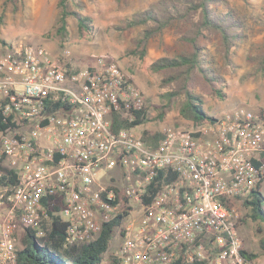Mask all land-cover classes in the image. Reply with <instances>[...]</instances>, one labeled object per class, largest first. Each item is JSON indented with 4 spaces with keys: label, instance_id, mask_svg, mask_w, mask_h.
Returning a JSON list of instances; mask_svg holds the SVG:
<instances>
[{
    "label": "built area",
    "instance_id": "built-area-1",
    "mask_svg": "<svg viewBox=\"0 0 264 264\" xmlns=\"http://www.w3.org/2000/svg\"><path fill=\"white\" fill-rule=\"evenodd\" d=\"M144 104L105 57L82 67L26 37L0 44V179L17 178L0 186V264H17L19 230L46 234L58 196L68 248L95 242L131 207L118 264H255L229 204L264 197V116L238 107L203 125L164 126L147 143L140 125H114L115 115L134 123Z\"/></svg>",
    "mask_w": 264,
    "mask_h": 264
},
{
    "label": "rangeland",
    "instance_id": "rangeland-1",
    "mask_svg": "<svg viewBox=\"0 0 264 264\" xmlns=\"http://www.w3.org/2000/svg\"><path fill=\"white\" fill-rule=\"evenodd\" d=\"M158 1L76 0L79 11L91 20L90 30L81 34L78 21L72 18L69 21V38L60 42L55 35L59 0H0V44L2 40L11 45L18 38L26 37L34 45L46 47L55 56H61L65 50L69 51L77 65L82 67L103 57L117 62L125 76L145 96V121L135 129L136 133L144 135L148 131L149 135H159L164 126L190 128L195 125L180 115L179 106L164 119H159V111L165 104L162 98L165 90L160 88L163 76L151 71L154 61L184 47L180 36L188 27L176 25L166 30L162 36L151 40L144 59L130 54L136 49L142 28L122 30L127 19ZM224 4L218 9L224 11L228 7L235 10L246 25V37L234 49L232 67L228 68L220 53L219 38L209 36L201 41L209 58L223 73L225 97L220 99L212 95L201 83L196 87V92L203 100L205 112L214 118L238 107L261 114L264 112V74L258 72L257 66L264 56V0H224ZM98 179L101 183L106 181L102 174ZM236 201L235 206L243 219L239 233L244 246L248 252L257 254L255 264H264V226L244 220L249 209L242 200ZM19 232L20 235L25 233L23 230ZM119 241L118 230L101 264H113L112 253ZM41 242L44 243L43 240Z\"/></svg>",
    "mask_w": 264,
    "mask_h": 264
},
{
    "label": "trees",
    "instance_id": "trees-1",
    "mask_svg": "<svg viewBox=\"0 0 264 264\" xmlns=\"http://www.w3.org/2000/svg\"><path fill=\"white\" fill-rule=\"evenodd\" d=\"M246 1V0H244ZM224 6V0H159L150 8L134 14L125 21L122 30L142 28L141 38L136 42V49L131 55L144 59L151 40L162 36L166 30L179 24L186 25L187 30L180 36L183 48L168 56L161 57L151 65V71L161 74L160 88L165 90L162 98L165 104L159 111L162 120L175 107L179 106L180 115L195 126L203 125L215 120L203 109V100L196 92L201 83L212 95L223 99L225 97V80L223 73L209 58L206 48L201 41L209 36L219 38L220 53L226 68L232 67L234 49L245 39L246 25L235 10ZM59 16L55 27V35L60 42H65L70 36V19L78 21L79 32L89 31L90 19L78 9L76 0H59ZM1 42L6 44L5 41ZM257 70L264 74V56L257 66ZM54 110L58 107H53ZM146 111L137 113V119L128 125L122 115L114 116L115 128L131 127L144 123ZM264 116V112L261 113ZM145 142L158 138V134L143 133ZM17 178L10 174L9 178L0 179V186L14 185ZM158 189L154 185L149 189L151 197ZM151 197H146L148 203ZM55 207H48L49 220L46 234L37 235V231L26 229L25 233L17 236V264H101L105 254L123 219L133 212L131 207H123L120 213L109 223H105L100 237L88 246L81 248L66 247L67 223L61 216L55 215L63 206L61 197H57ZM128 199H126V202ZM249 209L244 220H251L264 226V197L261 192L254 191L248 198L242 200ZM230 206L237 205L234 200ZM243 219H241V223ZM44 241L42 243L41 241ZM244 252L252 260L257 254L250 253L244 246ZM113 264L118 262L113 258Z\"/></svg>",
    "mask_w": 264,
    "mask_h": 264
}]
</instances>
